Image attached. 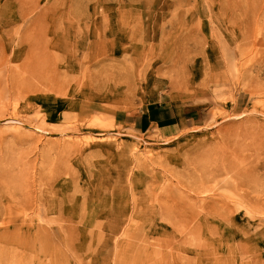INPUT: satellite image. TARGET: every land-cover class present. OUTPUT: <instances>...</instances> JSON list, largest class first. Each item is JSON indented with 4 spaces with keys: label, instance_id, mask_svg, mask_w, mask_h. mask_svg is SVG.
<instances>
[{
    "label": "rangeland",
    "instance_id": "374dc122",
    "mask_svg": "<svg viewBox=\"0 0 264 264\" xmlns=\"http://www.w3.org/2000/svg\"><path fill=\"white\" fill-rule=\"evenodd\" d=\"M232 1L242 56L195 60L183 94L159 82L122 98L110 72L87 84L92 62L67 56H187L212 23L207 0H0V264H264V0ZM52 31L69 45L45 58L32 42ZM113 40L128 51L107 52ZM150 103L198 109L201 126L143 142L123 120ZM131 139L141 147L114 150Z\"/></svg>",
    "mask_w": 264,
    "mask_h": 264
},
{
    "label": "bare ground",
    "instance_id": "6f19581e",
    "mask_svg": "<svg viewBox=\"0 0 264 264\" xmlns=\"http://www.w3.org/2000/svg\"><path fill=\"white\" fill-rule=\"evenodd\" d=\"M207 6H209L211 10L215 12L212 23L205 29L204 35H200L199 37L195 38L194 50H192L191 53L187 54V56H180L175 60L163 61L141 56L139 58L132 57V59L130 60L121 61L117 57V55L113 54L111 56L113 57V59H109L110 63H107V58L100 56L92 58L91 54L88 52V49H86L85 47L84 51L80 52L78 48L80 44H78V47H75L76 51L67 56L65 60H67L69 64L73 63L75 66L79 67L84 66L83 63L91 64L92 62L91 65L96 69L95 72H93L95 73V76L87 80V84L88 82L89 84L93 82L97 83L100 87V84H102V82L100 84L98 82V80H100V76L104 72V75L106 74V72H110L111 75L108 76L111 78H109V84L107 87L109 89L116 88V93L122 95V98L125 96H130L135 92H139L141 90L152 91L153 86H156L159 82L170 86L176 93L183 94L184 92L188 91L190 87L195 85L197 80L196 78L204 71L203 67L191 68L190 65L192 64V62L197 59L201 62H204L203 58L205 54L210 52H212L213 54L215 52H221L224 56H227V54L233 49V47L238 48L240 56H242L244 52L243 40L245 39V32L241 30V21L238 19L239 15H241L242 13L241 7L232 0H207ZM194 27L195 32L199 31V26H197V24H194ZM86 33L87 30H84V35L78 39L75 38V36H77V32H75V36L72 34L70 40L73 38H75L76 41L84 39ZM192 37H195V34H192ZM68 39L69 34L52 31L51 33H45L40 39L32 43H34L33 45L35 47L41 48L43 51H45L44 56L45 58H48V49L52 48L53 50H59L62 46L69 45ZM2 40V43L7 42L4 37L2 38ZM18 40L21 45H25L27 43V40L24 38ZM70 43V45L73 44L71 41ZM127 46H129V43L125 41H109L107 43V52H127ZM237 65L238 63H234L233 67L236 68ZM66 68L67 70L71 69L70 66H67ZM73 69L74 71L81 73V70L78 67ZM88 69L90 70V67H88ZM84 70L85 69L82 67V71ZM89 73L91 74V70L89 71ZM121 101H124V99ZM184 110V107H182L181 105H177L176 112L178 115H182ZM205 123L208 125L211 124L209 119H207ZM158 135H160L158 131L151 128L146 132V138L145 140H143V142L146 141L147 143H154L153 141H155V137H157ZM143 142H139L136 139H131L122 145V149L116 146L113 148L116 152H118V154H122L121 156H123L130 151L136 150L138 149V147H141V143ZM132 160H136L137 163L141 161H143L144 163H148L153 160V157L145 158L140 155L133 156L132 154ZM6 210L9 211V209ZM226 219L232 221L236 220V216L234 215V212L232 210H227ZM142 252L143 249L140 248L136 254V258L138 260L141 259L140 257L142 255Z\"/></svg>",
    "mask_w": 264,
    "mask_h": 264
},
{
    "label": "crops",
    "instance_id": "0c3cea01",
    "mask_svg": "<svg viewBox=\"0 0 264 264\" xmlns=\"http://www.w3.org/2000/svg\"><path fill=\"white\" fill-rule=\"evenodd\" d=\"M201 118L202 114L195 108L185 109L182 115H178L172 105L150 103L139 111L125 115L123 123L141 132L153 128L160 136L172 138L201 126Z\"/></svg>",
    "mask_w": 264,
    "mask_h": 264
}]
</instances>
